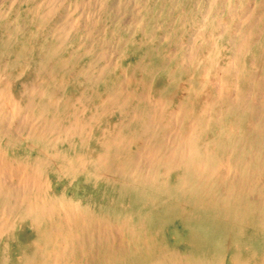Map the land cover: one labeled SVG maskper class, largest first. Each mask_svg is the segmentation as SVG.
Masks as SVG:
<instances>
[{"label": "rangeland", "instance_id": "1", "mask_svg": "<svg viewBox=\"0 0 264 264\" xmlns=\"http://www.w3.org/2000/svg\"><path fill=\"white\" fill-rule=\"evenodd\" d=\"M40 13H42V16ZM59 44L61 46H58ZM55 50L57 51L54 52ZM262 50H264V0H0V103L6 104V107L8 106L10 114L12 112L17 114L16 117L9 119L11 121L10 125L7 126V133L0 134V148L2 147L5 154L11 157L10 159L12 157L17 161L25 159V163L32 164L35 159L40 158L42 161L43 158V161L46 162L44 172L41 169L42 177L46 179L44 195L39 193L36 196V194L29 192L32 197L31 200L35 201L36 198L38 200L44 199V196L48 198L50 195L53 197L57 196L59 199H61V196L65 198L68 196L67 198L80 200L81 204H86L84 211L94 217H104L103 219L106 220V223L104 222L105 227L104 225H81L84 231L86 230L84 227L92 231H90V240H79L78 244L80 246L69 243L57 235H50L49 231H47L44 235L46 239H42V241H45L42 244L43 249L36 251L35 243H38V240L35 238H39L40 241L44 237L40 236L45 231L47 221L40 220V225H38L40 231H37V229H33L35 225L29 219L27 222L26 218L10 214V225L11 227L15 226L6 229L9 232L3 231L0 236V238L2 237L0 239V264H33L30 262L33 257L40 262L47 261V250L54 249L50 253L55 254L56 250L60 248L67 250L69 252L67 253L69 254L67 259L71 258L70 262L75 261L76 264H102L101 254L105 250H109V248L113 256L107 254L108 256L111 255L109 256L110 259L103 264H207V262L208 264H240L241 262L243 264H258L259 262V264H264V258H261L264 257V221H262L264 220L262 219L264 217V211H262L264 210V206H262L264 205L262 204L264 203V199H262L264 198L262 196L264 195V168H262L264 167L262 165L264 164V149H262L264 148V91H262L264 90V51ZM47 51L50 52L48 53ZM44 56L46 57L44 58ZM77 71H79V75ZM233 74L235 75L233 76ZM240 76L241 80H239ZM119 77L122 78L120 79ZM246 80H248L247 83ZM114 84L116 87H114ZM24 86L27 88L25 89ZM29 86L32 87L29 88ZM142 87L145 89H142ZM223 88L225 89L224 91ZM133 90H136L135 94ZM140 92L143 93L140 94ZM195 92L197 93L195 94ZM207 93L209 94L207 95ZM226 94L228 95L226 96ZM30 95L31 97H29ZM245 95L248 96L246 97ZM194 97L196 98L194 99ZM238 97L241 98V102H239ZM27 99H32V103L30 100L27 101ZM50 99L53 100L50 101ZM244 99L245 104L243 103ZM119 100L120 102H118ZM10 102L12 104H8ZM71 102H75L74 106H72ZM187 102L189 103L187 104ZM30 104L33 106L31 107ZM134 104L137 105L135 106ZM94 105H97L96 108ZM240 105H243V107L241 108ZM26 106H29L28 110ZM181 107L184 108L182 109ZM211 107L213 108L211 109ZM119 110L120 112H118ZM66 111L67 113H65ZM138 116L140 117L137 118ZM19 117L20 120L18 119ZM30 117L35 118H31V120ZM145 118L147 121H145ZM232 118H234V122ZM16 121L22 124L20 126L18 124V127L14 128L13 132L10 127ZM37 122L38 124H36ZM25 123L27 125H23ZM148 123L151 124L150 129L146 126H149ZM48 124L50 125L49 129L47 128ZM67 124L74 125L76 130H73L70 134L71 131L68 130ZM28 125L31 126L28 127ZM41 127L47 128L52 134L49 132L43 133ZM51 127L52 130H50ZM31 128L35 132L40 131L44 138L41 137V139L35 141L33 139L35 132ZM144 128L145 130H143ZM147 130L153 133L150 134ZM69 134L74 144L72 149H67ZM81 135L87 139L82 138ZM115 135L119 137L114 141ZM46 136L47 138H45ZM111 137H113V140ZM136 137L137 141H135ZM191 137L193 138L191 139ZM211 137L213 138L211 139ZM240 138L241 142H239ZM50 139L52 142H50ZM101 140L104 141L102 142ZM244 140L246 141L244 142ZM9 141L12 142V145H9ZM32 142L36 143L37 146L33 145L30 147L29 145ZM200 143L203 144L202 147ZM103 145L109 146L105 149L107 154L108 152L111 155L118 154L120 159L133 158L135 163H132V166L126 170L128 173H125V175L127 174L126 176H122L116 171L111 174L104 169L97 170V165L96 167L94 166L96 158L91 157V155L95 154L96 150L98 151ZM158 145L162 147L157 149V155L156 148L159 147ZM225 145L227 146L226 148ZM39 146L48 147V153H51V157L57 153H65L73 157L76 156L75 153L85 152L88 155L86 160L88 163L76 164L67 168L70 169L67 171L64 169L59 170L56 163L60 165L63 163L53 158L50 160L51 157L46 156L44 153L40 154ZM220 149L225 151L227 149V151L224 152ZM165 150L166 153H164ZM208 152L209 155L207 154ZM161 154L162 159H159ZM252 154L253 156H251ZM38 155H42V158H38ZM216 156H220V160ZM211 158L212 160H209ZM209 161L212 162L210 163ZM207 162L209 163L208 167H206L208 165ZM205 163L207 164L206 166H204ZM135 164L137 165L135 166ZM232 166H235L237 170L231 168ZM218 169L220 170L217 171ZM81 170L86 172L84 174L79 173ZM148 170L151 172H149L150 174H148ZM182 170H184V174ZM202 171H206V173ZM168 176L172 178L169 179ZM192 176L195 177L192 178ZM214 178L217 182L214 181ZM239 178L240 181H238ZM250 178L252 179L250 180ZM152 179L157 180V182L155 183ZM209 180L210 182H208ZM105 182H107L108 186L111 183L112 186L108 187ZM130 182H134L132 183L133 185L128 184ZM102 183H104V186ZM136 184L137 188L135 187ZM133 189L136 190V193L133 192ZM244 190L245 192H243ZM151 193L154 194L152 195ZM181 195H185V198L184 196L181 197ZM100 196H102L103 200ZM154 196L155 199L153 198ZM214 196H216V200ZM231 197L235 199L234 203ZM120 198L121 200H118ZM115 199H117V203ZM180 199L184 201L182 202ZM230 203L233 207L232 205L230 206ZM222 204L227 211L224 209L220 210ZM198 205L203 206L198 207ZM172 207L175 209L180 208L174 210ZM89 209L92 211L90 212ZM242 209L243 211H241ZM243 213H245L244 216ZM100 227H102V234L101 229L99 230ZM105 228L108 231H105ZM115 235L116 240H114ZM6 241L11 244L9 245ZM155 242L156 245L154 246ZM121 247L124 253L122 257H124L119 259L118 252L121 255ZM125 247L129 250H126ZM151 248H154L153 252ZM43 253H47V256L43 255ZM194 253L196 254L194 255ZM221 254L222 256L220 257L219 255ZM232 257L234 258L230 259Z\"/></svg>", "mask_w": 264, "mask_h": 264}, {"label": "bare ground", "instance_id": "2", "mask_svg": "<svg viewBox=\"0 0 264 264\" xmlns=\"http://www.w3.org/2000/svg\"><path fill=\"white\" fill-rule=\"evenodd\" d=\"M36 10V9H35ZM33 11V10H32ZM36 12V11H35ZM245 13V12H244ZM252 13V12H251ZM250 13V14H251ZM41 14V16H42V13H40ZM2 16V15H1ZM252 16V15H251ZM218 20V19H217ZM21 21V20H20ZM47 21V20H46ZM221 21V20H220ZM52 23V22H51ZM68 29V28H67ZM188 29V28H187ZM228 30V29H227ZM228 31H230V30H228ZM237 32V31H236ZM66 33V32H65ZM253 33V32H252ZM67 34V33H66ZM254 34V33H253ZM64 36V35H63ZM86 36V35H85ZM197 36H198V34H197ZM203 36V35H202ZM247 36H248V34H247ZM240 37V36H239ZM7 38H8V36H7ZM167 38V37H166ZM50 39V38H49ZM61 39H62V37H61ZM60 39V40H61ZM154 39V38H153ZM2 40V39H1ZM63 40V39H62ZM61 40V41H62ZM209 40V39H208ZM47 41V40H46ZM55 41V40H54ZM192 41V40H191ZM75 42V41H74ZM194 43V42H193ZM49 44V43H48ZM54 44V43H53ZM52 44V45H53ZM73 44V43H72ZM252 44V43H251ZM250 44V45H251ZM54 45H57V44H54ZM53 45V46H54ZM152 45V44H151ZM4 46V45H3ZM2 46V47H3ZM43 46V45H42ZM58 46H61L60 44L58 45ZM230 46V45H229ZM232 46V45H231ZM236 47V46H235ZM49 48V47H48ZM48 48H46V49H48ZM216 49V48H215ZM235 49V48H234ZM74 50V49H73ZM78 50V49H77ZM17 51V50H16ZM15 51V52H16ZM57 50H55L54 52H56ZM76 51V50H75ZM93 51H95V50H93ZM191 51V50H190ZM240 51V50H239ZM262 51H264V50H262ZM48 52V51H47ZM50 52V51H49ZM48 52V53H49ZM51 52H53L52 50H51ZM85 52V51H84ZM189 52V51H188ZM231 52V51H230ZM22 53V52H21ZM46 53V52H45ZM44 53V54H45ZM86 54H87V52H85ZM84 53V55H86ZM238 53V52H237ZM262 53V52H261ZM15 54V53H14ZM73 54V53H72ZM99 54V53H98ZM102 54V53H101ZM17 55V54H16ZM22 55V54H21ZM21 55H19V57H21ZM205 55V54H204ZM231 55V54H230ZM47 56V55H46ZM46 56H44V58L46 57ZM70 56V55H69ZM196 56V55H195ZM234 56H235V54H234ZM81 57V56H80ZM89 57V56H88ZM260 57V56H259ZM77 58V57H76ZM97 58V57H96ZM251 58H252V56H251ZM187 59H188V57H187ZM194 59V58H193ZM238 59V58H237ZM250 59V58H249ZM90 60V59H89ZM190 60V59H189ZM228 60V59H227ZM234 60V59H233ZM41 61V60H40ZM226 61V60H225ZM261 61V60H260ZM38 62V61H37ZM92 63V62H91ZM251 63V62H250ZM66 64H67V62H66ZM88 64V63H87ZM201 65H203V64H201ZM205 65V64H204ZM108 66V65H107ZM110 66V65H109ZM243 66V65H242ZM39 67V66H38ZM52 67V66H51ZM55 67V66H54ZM92 67V66H91ZM90 67V68H91ZM181 67V66H180ZM235 67V66H234ZM4 68H6V67H4ZM3 68V69H4ZM64 68V67H63ZM197 68V67H196ZM200 68V67H199ZM238 68V67H237ZM50 69V68H49ZM59 69V68H58ZM57 69V70H58ZM104 69H105V67H104ZM89 70V69H88ZM95 70V69H94ZM98 70V69H97ZM99 71H101V70H99ZM98 71V72H99ZM6 72V71H5ZM4 72V73H5ZM39 72V71H38ZM47 72V71H46ZM78 72V75H79V71H77ZM76 72V73H77ZM97 72V71H96ZM95 72V73H96ZM152 72V71H151ZM218 72V71H217ZM45 73V72H44ZM58 73V72H57ZM85 73V72H84ZM87 73V72H86ZM88 73H90V71H88ZM242 73V72H241ZM245 73V72H244ZM252 73V72H251ZM250 73V74H251ZM36 74V73H35ZM93 74V73H92ZM97 75H98V73H96ZM124 74V73H123ZM169 74V73H168ZM193 74V73H192ZM219 74V73H218ZM11 75V74H10ZM81 75V74H80ZM82 75H83V72H82ZM105 75H106V73H105ZM116 75V74H115ZM235 74H233V76H234ZM239 75V74H238ZM36 76V75H35ZM95 76V75H94ZM223 76V75H222ZM222 76H221V79H222ZM232 76V77H233ZM241 76H242V74H241ZM241 76H240V78H239V80H241L242 78H241ZM257 76V75H256ZM6 77V76H5ZM11 77V76H10ZM38 77V76H37ZM152 77V76H151ZM238 77V76H237ZM9 78V77H8ZM7 78V79H8ZM14 78V77H13ZM86 78V77H85ZM88 78V77H87ZM90 78V77H89ZM98 79H99V77H97ZM117 78V77H116ZM120 78V77H119ZM122 78V77H121ZM120 78V79H121ZM165 78H167V77H165ZM217 78H219V77H217ZM227 78V77H226ZM39 79H42V78H39ZM256 79V78H255ZM14 80V79H13ZM66 80V79H65ZM96 80V79H95ZM100 80V79H99ZM167 80V79H166ZM210 80V79H209ZM214 80V79H213ZM10 81V80H9ZM21 81V80H20ZM43 81V80H42ZM41 81V82H42ZM47 81V80H46ZM83 81V80H82ZM222 81V80H221ZM226 81V80H225ZM224 81V82H225ZM247 81L248 80H246V83H247ZM27 82H30V81H27ZM51 82V81H50ZM68 82V81H67ZM122 82H124V81H122ZM196 82V81H195ZM240 82V81H239ZM238 82V83H239ZM43 83V82H42ZM75 83V82H74ZM191 83V82H190ZM10 84H11V82H10ZM22 84V83H21ZM25 84V83H24ZM56 84V83H55ZM69 84V83H68ZM71 84V83H70ZM86 84V83H85ZM97 84V83H96ZM110 84H111V82H110ZM142 84H143V82H142ZM173 84H174V82H173ZM224 84V83H223ZM257 84V83H256ZM259 84V83H258ZM32 85V84H31ZM42 85V84H41ZM74 85H76V84H74ZM121 85V84H120ZM125 85H126V83H125ZM138 85V84H137ZM167 85V84H166ZM165 85V86H166ZM176 85V84H175ZM225 85V84H224ZM38 86V85H37ZM44 86V85H43ZM71 86H72V84H71ZM130 86V85H129ZM216 86V85H215ZM257 86V85H256ZM25 87V86H24ZM32 86H29V88H31ZM51 87V86H50ZM78 87V86H77ZM93 87H96V86H93ZM114 87H116L115 86V84H114ZM144 87V86H143ZM142 87V89H145V88H143ZM148 87V86H147ZM164 87V86H163ZM191 87V86H190ZM214 87V86H213ZM220 87V86H219ZM218 87V88H219ZM230 87V86H229ZM258 87V86H257ZM27 87H25V89H26ZM118 88V87H117ZM125 88H126V86H125ZM136 88V87H135ZM148 88H150V87H148ZM192 88V87H191ZM221 88V87H220ZM231 88V87H230ZM5 89V88H4ZM9 89V88H8ZM24 89V88H23ZM22 89V90H23ZM50 89V88H49ZM61 89V88H60ZM64 89V88H63ZM62 89V90H63ZM81 89V88H80ZM141 89V90H142ZM239 89H240V87L238 88V91H239ZM245 89H247V88H245ZM48 90V89H47ZM55 90V89H54ZM56 90H58V89H56ZM127 90V89H126ZM161 90V89H160ZM163 90V89H162ZM225 89L223 88V91H224ZM27 91H29V90H27ZM86 91V90H85ZM96 91V90H95ZM134 91V90H133ZM136 91V90H135ZM135 91H134V94H135ZM220 91V90H219ZM257 91V90H256ZM262 91H264V90H262ZM22 92V91H21ZM24 92V91H23ZM57 92V91H56ZM55 92V93H56ZM106 92V91H105ZM126 92V91H125ZM144 92V91H143ZM143 92H140V94L141 93H143ZM174 92V91H173ZM172 92V93H173ZM212 92V91H211ZM228 92V91H227ZM8 93V92H7ZM6 93V94H7ZM11 93V92H10ZM25 93V92H24ZM61 93V92H60ZM88 93V92H87ZM86 93V94H87ZM90 93V92H89ZM124 93V92H123ZM171 93V94H172ZM197 92H195V94H196ZM226 93V92H225ZM257 93V92H256ZM30 94V93H29ZM35 94V93H34ZM93 94V93H92ZM99 94V93H98ZM126 94V93H125ZM139 94V95H140ZM189 94V93H188ZM209 93H207V95H208ZM242 94V93H241ZM16 95V94H15ZM53 95V94H52ZM63 95V94H62ZM109 95V94H108ZM127 95V94H126ZM126 95H124V96H126ZM150 95V94H149ZM182 95V94H181ZM211 95H212V93H211ZM228 94H226V96H227ZM252 95H253V93H252ZM38 96V95H37ZM40 96V95H39ZM49 96V95H48ZM76 96V95H75ZM78 96V95H77ZM91 96V95H90ZM89 96V97H90ZM143 96V95H142ZM172 96V95H171ZM177 96V95H176ZM189 96V95H188ZM191 96V95H190ZM194 96V95H193ZM205 96V95H204ZM240 96V95H239ZM246 97L248 96V95H245ZM13 97V96H12ZM19 97H21V96H19ZM23 97V96H22ZM29 97H31V95L29 96ZM50 97V96H49ZM86 97V96H85ZM88 97V98H89ZM94 97H95V95H94ZM137 97V96H136ZM147 97V96H146ZM157 97V96H156ZM160 97V96H159ZM244 97V96H243ZM242 97V98H243ZM246 97H244V98H246ZM41 98V97H40ZM51 98V97H50ZM53 98V97H52ZM60 98H61V96H60ZM65 98V97H64ZM99 98V97H98ZM106 98V97H105ZM104 98V99H105ZM148 98V97H147ZM147 98H145V99H147ZM158 98V97H157ZM181 98H183V97H181ZM180 98V99H181ZM196 97H194V99H195ZM228 98H230V96H228ZM227 98V99H228ZM237 98V97H236ZM239 98V97H238ZM18 99V98H17ZM25 99H26V97H25ZM58 99V98H57ZM78 99H79V97H78ZM96 99V98H95ZM123 99V98H122ZM186 99V98H185ZM223 99H224V97H223ZM251 99V98H250ZM1 100V99H0ZM10 100V99H9ZM8 100V101H9ZM23 100V99H22ZM28 100H30V102L32 101V99H27V101ZM37 100V99H36ZM39 100V99H38ZM53 100V99H52ZM51 99H50V101H52ZM56 100V99H55ZM87 100H89V99H87ZM136 100V99H135ZM140 100V99H139ZM144 100V99H143ZM163 100V99H162ZM189 100V99H188ZM205 100V99H204ZM229 100V99H228ZM227 100V101H228ZM238 100V99H237ZM241 100V98H239V102H241L240 101ZM26 101V102H27ZM49 101V102H50ZM79 102H80V99L78 100ZM137 101V100H136ZM152 101H153V99H152ZM156 101V100H155ZM161 101V100H160ZM170 101V100H169ZM178 101V100H177ZM191 101V100H190ZM207 101H209V100H207ZM232 101V100H231ZM4 102V101H3ZM25 102V103H26ZM40 102V101H39ZM47 102V101H46ZM61 102V101H60ZM77 102V101H76ZM89 102V101H88ZM118 102H120V100L118 101ZM124 102V101H123ZM126 102H128V101H126ZM138 102V101H137ZM143 102V101H142ZM154 102V101H153ZM164 102V101H163ZM230 102V101H229ZM245 102V99H244V101H243V103ZM32 103V102H31ZM45 103V102H44ZM43 103V104H44ZM51 103V102H50ZM50 103H48L49 105H50ZM72 103V106H74L73 104L75 103H73V102H71ZM78 103V102H77ZM100 103V102H99ZM134 103V102H133ZM189 102H187V104H188ZM206 103V102H205ZM212 103V102H211ZM246 103V102H245ZM244 103V104H245ZM8 104H12L11 102L10 103H8ZM20 104V103H19ZM29 104V103H28ZM27 104V105H28ZM53 104V103H52ZM69 104V103H68ZM98 104V103H97ZM175 104H177V103H175ZM184 104V103H183ZM199 104V103H198ZM207 104H208V102H207ZM216 104V103H215ZM214 104V105H215ZM236 104V103H235ZM252 104V103H251ZM14 105V104H13ZM58 105V104H57ZM92 105V104H91ZM135 105V104H134ZM133 105V106H134ZM137 105V104H136ZM135 105V106H136ZM167 105V104H166ZM165 105V106H166ZM179 105V104H178ZM238 105V104H237ZM20 106V105H19ZM30 106H31V104H30ZM33 106V105H32ZM31 106V107H32ZM53 106V105H52ZM85 106V105H84ZM87 106V105H86ZM95 106V105H94ZM97 106V105H96ZM96 106H95V108H96ZM99 106V105H98ZM190 106V105H189ZM203 106H204V104H203ZM202 106V107H203ZM209 106H211L210 104H209ZM213 106V105H212ZM226 106V105H225ZM234 106V105H233ZM241 106V105H240ZM27 107V110H28V107L29 106H26ZM39 107V106H38ZM44 107V106H43ZM54 107V106H53ZM67 107V106H66ZM108 107V106H107ZM127 107H129V106H127ZM151 107V106H150ZM176 107V106H175ZM184 107H185V105H184ZM183 107V108H184ZM243 107V105L241 106V108ZM251 107H252V105H251ZM51 108V107H50ZM64 108V107H63ZM78 108V107H77ZM99 108V107H98ZM110 108H111V106H110ZM132 108V107H131ZM148 108V107H147ZM163 108V107H162ZM165 108V107H164ZM178 108V107H177ZM182 108V107H181ZM182 108V109H183ZM208 108V107H207ZM213 107H211V109H212ZM218 108V107H217ZM233 108V107H232ZM32 109V108H31ZM56 109V108H55ZM71 109V108H70ZM73 109V108H72ZM89 109H90V107H89ZM88 109V110H89ZM100 109V108H99ZM151 109H153V107H151ZM157 109V108H156ZM171 109V108H170ZM210 109V110H211ZM237 109V108H236ZM57 110V109H56ZM66 110V109H65ZM74 110V109H73ZM72 110V111H73ZM97 110V109H96ZM111 110V109H110ZM109 110V111H110ZM115 110V109H114ZM118 110V109H117ZM125 110H126V108H125ZM136 110V109H135ZM150 110V109H149ZM155 110V109H154ZM179 110V109H178ZM217 110V109H216ZM64 111V110H63ZM62 111V112H63ZM71 111V110H70ZM112 111V110H111ZM142 111V110H141ZM141 111H140V114H141ZM156 111V110H155ZM162 111H163V109H162ZM183 111V110H182ZM200 111V110H199ZM209 111V110H208ZM220 111V110H219ZM234 111H235V108H234ZM240 111H241V109H240ZM247 111H249V110H247ZM39 112V111H38ZM41 112V111H40ZM59 112V111H58ZM61 112V113H62ZM97 112H99V111H97ZM118 112H120V110L118 111ZM124 112V111H123ZM123 112H121V113H123ZM133 112V111H132ZM145 112V111H144ZM233 112V111H232ZM27 113H29V112H27ZM54 113V112H53ZM53 113H52V115H53ZM65 113H67V111L65 112ZM64 113V114H65ZM70 113V112H69ZM76 113V112H75ZM112 113V112H111ZM134 113V112H133ZM166 113V112H165ZM176 113V112H175ZM183 113H184V111H183ZM207 114H208V112H206ZM215 113V112H214ZM244 113H245V111H244ZM250 113V112H249ZM24 114V113H23ZM60 114V113H59ZM82 114V113H81ZM106 114H107V112H106ZM105 114V115H106ZM110 114V113H109ZM126 114V113H125ZM136 114V113H135ZM135 114H133V115H135ZM186 114V113H185ZM238 114H240V113H238ZM16 115L17 114H14V112H12L11 114H10V110L8 109V106L6 107V104H1L0 103V134L2 133V134H6L7 133V126H9L10 125V121L11 120H9L10 118H14V117H16ZM21 116H22V114H20ZM36 115H38V114H36ZM39 115H41V113H39ZM70 115V114H69ZM77 115H78V113H77ZM95 115V114H94ZM145 116H146V114H144ZM151 115L153 116V114L151 113ZM150 115V116H151ZM156 115V114H155ZM199 115V114H198ZM231 115V114H230ZM229 115V116H230ZM235 115V114H234ZM31 116V115H30ZM42 116V115H41ZM57 116V115H56ZM64 116V115H63ZM74 116V115H73ZM87 116V115H86ZM104 116V115H103ZM162 116V115H161ZM176 116V115H175ZM183 116V115H182ZM186 116V115H185ZM196 116V115H195ZM209 116V115H208ZM228 116V115H227ZM33 117V116H32ZM32 117H30V119L32 118ZM40 117V116H39ZM54 117V116H53ZM58 117V116H57ZM60 117V116H59ZM66 117V116H65ZM82 117V116H81ZM80 117V118H81ZM98 117V116H97ZM96 117V118H97ZM140 116H138L137 118H139ZM177 117V116H176ZM35 118V117H34ZM34 118H32V119H34ZM50 118V117H49ZM79 118V119H80ZM100 118V117H99ZM125 118V117H124ZM128 118V117H127ZM136 118V117H135ZM158 118H160V117H158ZM196 118V117H195ZM202 118H203V116H202ZM19 120H20V117L18 118ZM31 119V120H32ZM45 119V118H44ZM44 119H43V121H44ZM58 119V118H57ZM132 119V118H131ZM151 119V118H150ZM163 119V118H162ZM190 119H192V118H190ZM205 119H206V117H205ZM209 119H210V116H209ZM228 119V118H227ZM233 119L234 118H232V121H233ZM9 120V121H8ZM17 120V119H16ZM18 120V121H19ZM29 120V119H28ZM52 120V119H51ZM61 120V119H60ZM69 120V119H68ZM78 120V119H77ZM100 120V119H99ZM155 120V119H154ZM187 120V119H186ZM194 120V119H193ZM211 120V119H210ZM209 120V121H210ZM230 120V119H229ZM18 121H16L15 123H14V125L13 126H11L10 127V129L14 132V128H17L18 127V124H19V126L22 124V123H18ZM30 121V120H29ZM53 121H55V120H53ZM94 121V120H93ZM106 121V120H105ZM128 121V120H127ZM126 121V122H127ZM129 121H130V119H129ZM145 121H147L146 120V118H145ZM151 121V120H150ZM159 121H161V120H159ZM196 121V120H195ZM219 121H220V119H219ZM47 122H48V120H47ZM58 122V121H57ZM61 122H62V120H61ZM81 122H83V121H81ZM107 122V121H106ZM120 122V121H119ZM126 122H125V125H126ZM131 122V121H130ZM148 122H149V119H148ZM153 122V121H152ZM151 122V123H152ZM192 122V121H191ZM211 122V121H210ZM210 122H209V125H210ZM231 122V121H230ZM234 122V121H233ZM13 123V122H12ZM99 123V122H98ZM112 123H114V122H112ZM146 123V122H145ZM162 123V122H161ZM215 123V122H214ZM225 123V122H224ZM30 124V123H29ZM36 124H38V122L36 123ZM43 124H44V122H43ZM46 124V123H45ZM61 124V123H60ZM93 124V123H92ZM124 124V123H123ZM149 124V123H148ZM167 124V123H166ZM177 124V123H176ZM187 124V123H186ZM185 124V125H186ZM193 124H195V123H193ZM23 125H27V123H25V124H23ZM22 125V126H23ZM59 125V124H58ZM64 125V124H63ZM66 125V124H65ZM90 125H91V123H90ZM107 125H109V124H107ZM112 125V124H111ZM113 125H115V123L113 124ZM112 125V126H113ZM124 125V126H125ZM143 125V124H142ZM150 125L151 124H149V126L148 125H146L147 127H149L148 129H150ZM160 125H163V124H160ZM171 125V124H170ZM206 125V124H205ZM207 125H208V122H207ZM225 125V124H224ZM223 125V126H224ZM31 126V125H30ZM29 125H28V127H30ZM35 126V125H34ZM37 126V125H36ZM42 126V125H41ZM50 125L48 124V129L50 128L49 127ZM98 126V125H97ZM145 126V125H144ZM154 126H155V124H154ZM157 126V125H156ZM166 126V125H165ZM168 126V125H167ZM171 126H173V125H171ZM171 126H169V127H171ZM195 126V125H194ZM230 126V125H229ZM40 127V126H39ZM38 127V128H39ZM53 127V126H52ZM52 127H51V129L50 130H52ZM56 128H57V126H55ZM59 127H60V125H59ZM86 127V126H85ZM93 127V126H92ZM174 127V126H173ZM211 127V126H210ZM255 127H256V125H255ZM22 128V127H21ZM35 128V127H34ZM42 128V127H41ZM47 128L45 129V127L44 128H42L43 129V133H47V132H49L50 134H52L50 131H48L47 130ZM55 128V129H56ZM67 128H68V130L69 131H71L70 132V134L73 132V130H76V127L74 126V125H71V124H67ZM108 128V127H107ZM143 128V127H142ZM178 128H179V126H178ZM193 128V127H192ZM191 128V129H192ZM199 128V127H198ZM205 128V127H204ZM207 128V127H206ZM258 128V127H257ZM32 129V128H31ZM37 129V128H36ZM78 129V128H77ZM102 129V128H101ZM116 129H118V128H116ZM120 129V128H119ZM141 129V128H140ZM155 129V128H154ZM219 129V128H218ZM217 129V130H218ZM236 129V128H235ZM241 129V128H240ZM248 129V128H247ZM260 129H262V128H260ZM41 130V129H40ZM91 130V129H90ZM105 130V129H104ZM143 130H145V128L143 129ZM181 130V129H180ZM243 130V129H242ZM253 130V129H252ZM20 131V130H19ZM27 131V130H26ZM30 131V130H29ZM28 131V132H29ZM32 131H34V129H32ZM31 131V132H32ZM106 131H107V129H106ZM116 131V130H115ZM114 131V132H115ZM148 131V130H147ZM146 131V132H147ZM166 131V130H165ZM184 131V130H183ZM247 131V130H246ZM248 131H249V129H248ZM18 132V131H17ZM35 132V131H34ZM38 132H40V131H38ZM37 131L35 132V137H33V139L36 141V140H39V139H41V137L42 138H44L43 137V135H42V133L40 132V133H38ZM56 132V131H55ZM61 132V131H60ZM112 132V131H111ZM140 132V131H139ZM141 132H143V131H141ZM145 132V131H144ZM150 134H152L153 132L151 131L150 132V130L148 131ZM162 132V131H161ZM197 132V131H196ZM244 132V131H243ZM38 133V134H37ZM45 133V134H46ZM108 133H109V131H108ZM118 133H119V130H118ZM177 133H178V131H177ZM183 133V132H182ZM182 133H180V134H182ZM236 133H237V131H236ZM25 134V133H24ZM61 134V133H60ZM60 134H58V135H60ZM69 134V141H68V147H67V149H72L73 147H74V144H73V141H72V139L70 138V135ZM82 134H84V133H82ZM116 134V133H115ZM138 134V133H137ZM198 134V133H197ZM200 134V133H199ZM202 134H203V131H202ZM254 134H255V132H254ZM62 135H63V133H62ZM75 135V134H74ZM101 135H102V132H101ZM100 135V136H101ZM108 135V134H107ZM118 135V134H117ZM201 135V134H200ZM244 135V134H243ZM48 136V135H47ZM47 136L45 137V138H47ZM237 136H239V135H237ZM241 136V135H240ZM59 137V136H58ZM73 137V136H72ZM78 137V136H77ZM81 137H82V135H81ZM80 137V138H81ZM117 137H119V136H114V141H115V139L117 138ZM141 137V136H140ZM194 137V136H193ZM193 137H191V139L193 138ZM199 137V136H198ZM222 137V136H221ZM24 138V137H23ZM62 138V137H61ZM82 138H84V137H82ZM103 138V137H102ZM112 138V140H113V137H111ZM111 138H110V140H111ZM131 138V137H130ZM213 137H211V139H212ZM244 138H247V137H244ZM253 138V137H252ZM9 139V138H8ZM84 139H87V138H84ZM121 139V138H120ZM140 139V138H139ZM162 139V138H161ZM199 139V138H198ZM210 139V140H211ZM223 139V138H222ZM3 140V139H2ZM19 140V139H18ZM96 140V139H95ZM107 140V139H106ZM128 140V139H127ZM127 140H126V142H127ZM226 140H227V136H226ZM232 140H234V139H232ZM239 140V139H238ZM6 141V140H5ZM11 141V140H10ZM9 141V145H12V142H10ZM45 141V140H44ZM58 141V140H57ZM60 141H61V139H60ZM80 141V140H79ZM83 141V140H82ZM96 141H98V140H96ZM102 141V140H101ZM101 141H99V142H101ZM104 141V140H103ZM102 141V142H103ZM135 141H137V137H136V140ZM134 141V142H135ZM140 141V140H139ZM159 141V140H158ZM196 141L198 142V140L196 139ZM196 141H195V143H196ZM206 141V140H205ZM230 141V140H229ZM246 140H244V142H245ZM14 142V141H13ZM29 142H31V141H29ZM50 142H52L51 141V139H50ZM49 142V143H50ZM62 142V141H61ZM101 142V143H102ZM107 142V141H106ZM119 142V141H118ZM129 142V141H128ZM203 142V141H202ZM212 142V141H211ZM220 142V141H219ZM222 142V141H221ZM239 142H241V138H240V141ZM243 142V143H244ZM8 143V142H7ZM20 143V142H19ZM22 143V142H21ZM38 143V142H37ZM100 143V144H101ZM111 143V142H110ZM120 143V142H119ZM141 143V142H140ZM194 143V144H195ZM214 143V142H213ZM213 143H211V144H213ZM227 143H229V142H227ZM231 143V142H230ZM242 143V144H243ZM260 143H261V141H260ZM23 144V143H22ZM31 144V143H30ZM40 144H43V143H40ZM58 144H59V142H58ZM89 144V143H88ZM99 144V145H100ZM104 144V143H103ZM159 144V143H158ZM201 144V143H200ZM220 144V143H219ZM224 144V143H223ZM233 144V143H232ZM7 145V144H6ZM33 145H35V146H37V144L36 143H33L32 142V144L31 145H29L30 147L31 146H33ZM39 145V144H38ZM106 145V144H105ZM124 145V144H123ZM156 145V144H155ZM162 145V144H161ZM159 146V147H157L156 148V153H157V149L159 148L160 149V147H162V146ZM196 145V144H195ZM202 145L203 144H201V147H202ZM228 145V144H227ZM234 145V144H233ZM27 146V145H26ZM34 146V147H35ZM48 146V145H47ZM138 146V145H137ZM205 146H206V144H205ZM220 146V145H219ZM230 146H231V144H230ZM235 146V145H234ZM7 147V146H6ZM86 147V146H85ZM109 146L107 145V146H101L100 147V149H98V151L96 150V152H95V154H93V155H91V157H95L96 158V163H95V167H96V165H97V170H102V169H104L105 171H108L109 173H111V174H113L115 171L117 172V173H119L120 175H122V176H126L128 173L126 172V170H128L129 168H130V166H132V163H135L134 162V160H133V158L131 157L130 159H120V158H118L119 156H118V154H114V155H111L109 152H108V154H107V150H105V149H107ZM150 147V146H149ZM148 147V148H149ZM154 147V146H153ZM168 147V146H167ZM170 147V146H169ZM199 147V146H198ZM221 147V146H220ZM219 147V148H220ZM227 146L225 145V148H226ZM11 148V147H10ZM39 148V152H40V154L41 153H44L46 156H48V157H51V153H48L49 151H48V147L47 148H45V147H43V146H39L38 147ZM37 148V149H38ZM152 148V147H151ZM241 148V147H240ZM24 149V148H23ZM28 149V148H27ZM146 149V148H145ZM150 149V148H149ZM162 149V148H161ZM165 149V148H164ZM198 149V148H197ZM211 149V148H210ZM209 149V150H210ZM248 149H249V146H248ZM259 149V148H258ZM262 149H264V148H262ZM29 150V149H28ZM31 150V149H30ZM33 150V149H32ZM36 150V149H35ZM59 150V149H58ZM105 150V151H104ZM138 150V149H137ZM167 150V149H166ZM166 150H165V152L164 153H166ZM206 150H207V148H206ZM221 150V149H220ZM220 150H218L219 152H220ZM7 151V150H6ZM16 151H18L17 149H16ZM51 151V150H50ZM162 151V150H161ZM199 151V150H198ZM221 151H224V152H226L227 151V149H226V151L223 149V150H221ZM231 151V150H230ZM229 151V152H230ZM244 151V150H243ZM255 151H256V149H255ZM259 151V150H258ZM25 152H26V150H25ZM59 152V151H58ZM137 152V151H136ZM143 152H145V151H143ZM210 152V151H209ZM209 152L207 153L208 155H209ZM245 152V151H244ZM251 152V151H250ZM61 153H62V151H61ZM200 153V152H199ZM203 153V152H202ZM215 153V152H214ZM243 153V152H242ZM257 153H259V152H257ZM16 154V153H15ZM14 154V155H15ZM39 154V153H38ZM89 155H90V153H88ZM212 154V153H211ZM220 154V153H219ZM222 154H224V153H222ZM238 154V153H237ZM245 154V153H244ZM73 155V154H72ZM75 155L76 156H73V157H70V156H68V155H66L65 153L64 154H56L55 156H53V157H51L50 158V160L53 158V159H55L56 161H60V162H62L63 164L62 165H60V164H58V163H56V161H55V163H56V165H57V168L59 169V170H70V169H67V168H69V167H73L74 165H76V164H83L84 162H86V160H87V154H85V152L84 153H82V152H79V153H75ZM120 155V154H119ZM143 155V154H142ZM153 155V154H152ZM157 155H158V153H157ZM217 155V154H216ZM229 155V154H228ZM228 155H225V156H228ZM248 155V154H247ZM15 156H17V155H15ZM24 156V155H23ZM121 156H123V155H121ZM140 156H141V154H140ZM212 156V155H211ZM244 156V155H243ZM251 156H253V154L251 155ZM255 156V155H254ZM258 156V155H257ZM28 157H29V154H28ZM39 157H41L42 158V155H38V158ZM44 157V156H43ZM127 157V156H126ZM134 157V156H133ZM145 157V156H144ZM159 157H160V154H159ZM164 157L166 158V159H168V157H166L165 155H164ZM200 157V156H199ZM216 157H218V156H216ZM220 157V156H219ZM218 157V158H219ZM11 157H8L6 154H5V152H4V150H2V147L0 148V236L2 235V233H3V231H8V230H6V229H9L10 227H11V225H10V217L11 216H9L10 214H14V215H17L16 217H20V218H26L27 219V222H28V219L30 220V221H32L31 223L33 224V225H35L34 226V230H36L37 229V231H40V227L38 226V225H40L39 223L41 222L40 220H42V221H47L46 222V227H45V231H44V233L40 236V237H42V236H44L45 235V232H47V231H49V234L50 235H57V236H59V237H61V239H64V240H66V241H68L69 243H74V244H76V245H78V246H80L79 244H78V242H79V240H84V241H88V240H90V237H91V232L90 231H92V230H89V229H87V227H84V228H86V230L84 231V229L81 227V225H104V222L106 221L105 219H103L104 217H94V216H92V214H90V213H88V212H86V211H84L85 210V205L86 204H81L78 200H74V199H72V198H65L64 196H61L60 198L61 199H59V198H57V196H55V197H53V196H48V198L46 197V196H44V199H40V200H38L37 198L35 199V201H33V200H31V194H29V192H31L32 194H36V196L37 195H39V193H43V195H44V189H45V180L46 179H43V177H42V172H41V169L43 170V172H44V166H45V164H46V162L45 161H43V158H42V161L40 160V158L39 159H35L34 161H33V163L31 164L30 162V164H27V163H25L24 162V160L25 159H23V160H20V161H17V160H15V159H13V157H12V159H10ZM20 158V157H19ZM135 158V157H134ZM146 158V157H145ZM144 158V159H145ZM155 158H156V156H155ZM197 158H198V155H197ZM203 158V157H202ZM244 158V157H243ZM249 158H250V156H249ZM76 159H78V160H76ZM139 159V158H138ZM141 159H143V158H141ZM159 159H162V154H161V158H159ZM184 159V158H183ZM199 159V158H198ZM204 159V158H203ZM208 159V158H207ZM221 159H222V157H221ZM225 159V158H224ZM237 159V158H236ZM245 159V158H244ZM251 159V158H250ZM150 160V159H149ZM209 160H212V158L211 159H209ZM219 160H220V158H219ZM49 161V160H48ZM92 161V160H91ZM95 161V160H94ZM93 161V162H94ZM137 162H138V160H136ZM142 161V160H141ZM144 161H147V160H144ZM153 161H154V158H153ZM251 161V160H250ZM255 161V160H254ZM162 162V161H161ZM200 162V161H199ZM210 162V161H209ZM212 162V161H211ZM210 162V163H211ZM220 162V161H219ZM260 162H261V160H260ZM86 163H88V162H86ZM145 163H147V162H145ZM152 163V162H151ZM153 163H155V162H153ZM208 163V162H207ZM237 163V162H236ZM250 163V162H249ZM90 164H91V162H90ZM149 164V163H148ZM203 164V163H202ZM214 164V163H213ZM234 164H235V162H234ZM244 164V163H243ZM43 165V166H42ZM86 165V164H85ZM137 164H135V166H136ZM152 164H150V166H151ZM180 165V164H179ZM207 164L205 163V165L204 166H206ZM219 165V164H218ZM221 165V164H220ZM229 165V164H228ZM246 165V164H245ZM258 165H259V163H258ZM262 165H264V164H262ZM90 166V165H89ZM150 166H148V167H150ZM155 166V165H154ZM159 166V165H158ZM203 165H202V167H204ZM209 166V163H208V165L206 166V167H208ZM214 166H215V164H214ZM214 166H211V167H214ZM42 167V168H41ZM48 167H50V166H48ZM85 167V166H84ZM151 167H153V166H151ZM156 168H157V166H155ZM154 167V169H156ZM160 167V166H159ZM181 167H182V165H181ZM211 167H210V169H211ZM262 167V166H261ZM86 168V167H85ZM134 168V167H133ZM132 168V169H133ZM136 168V167H135ZM231 168H235V166L233 167H231ZM245 168H246V166H245ZM244 168V169H245ZM262 168H264V167H262ZM48 169V168H47ZM51 169H52V167H51ZM50 169V170H51ZM131 169V170H132ZM161 169V168H160ZM173 169H175V168H173ZM177 169V168H176ZM228 169V168H227ZM236 169V168H235ZM247 169V168H246ZM54 170V169H53ZM103 170V171H104ZM130 170V171H131ZM143 170H145V169H143ZM220 169H218L217 171H219ZM224 170V169H223ZM233 170V169H232ZM237 170V169H236ZM90 171V170H89ZM92 171V170H91ZM139 171V170H138ZM138 171H137V173H138ZM141 171H142V169H141ZM140 171V172H141ZM146 171V170H145ZM183 171V174H184V170H182ZM208 171H210V170H208ZM207 171V172H208ZM222 171V170H221ZM229 171V170H228ZM242 171V170H241ZM247 171V170H246ZM260 171V170H259ZM46 172V171H45ZM49 172V171H48ZM70 172V171H69ZM84 172H86L85 170H81L79 173H83L84 174ZM108 172H106V173H108ZM113 172V173H112ZM135 172V171H134ZM150 171L148 170V174H150L149 173ZM161 172V171H160ZM171 172H172V170H171ZM189 172H190V170H189ZM203 173H206V171L204 172V171H202ZM226 172V171H225ZM71 173V172H70ZM70 173H68V174H70ZM105 173V172H104ZM116 173V174H117ZM125 173H127L126 175H125ZM131 173H132V171H131ZM130 173V174H131ZM136 173V174H137ZM143 173V172H142ZM169 173V172H168ZM187 173H188V171H187ZM186 173V174H187ZM191 173V172H190ZM189 173V174H190ZM210 173V172H209ZM219 173V172H218ZM217 173V174H218ZM231 173V172H230ZM234 173V172H233ZM58 174V173H57ZM72 174V173H71ZM74 174H75V172H74ZM116 174H114V175H116ZM155 174V173H154ZM161 174V173H160ZM192 174V173H191ZM208 174V173H207ZM216 174V175H217ZM221 174V173H220ZM245 174V173H244ZM247 174H248V172H247ZM61 175V174H60ZM141 175V174H140ZM158 176H159V174H157ZM175 175H177V174H175ZM180 175V174H179ZM182 175V174H181ZM215 175V176H216ZM5 176V177H4ZM72 176V175H71ZM70 176V177H71ZM83 176V175H82ZM86 176V175H85ZM133 176H134V174H133ZM150 176V175H149ZM173 176H174V174H173ZM186 176H188V175H186ZM208 176V175H207ZM228 176V175H227ZM79 177V176H78ZM88 177V176H87ZM106 177H108V176H106ZM135 177H137V176H135ZM148 177V176H147ZM146 177V178H147ZM157 177V176H156ZM162 177H164V176H162ZM167 177V176H166ZM195 176H192V178H194ZM240 177V176H239ZM63 178V177H62ZM89 178H90V176H89ZM117 178V177H116ZM139 178V177H138ZM142 178V177H141ZM140 178V179H141ZM153 178V177H152ZM168 178L169 179H171L172 177H169L168 176ZM212 178V177H211ZM211 178H210V180H211ZM235 178V177H234ZM255 178V177H254ZM260 178V177H259ZM79 179V178H78ZM111 179V178H110ZM133 180H134V178H132ZM155 179V178H154ZM154 179H152V180H154ZM157 179V178H156ZM225 179V178H224ZM231 179H232V176H231ZM252 178H250V180H251ZM48 180V179H47ZM70 180V179H69ZM80 180V179H79ZM87 180V179H86ZM92 180V179H91ZM109 180V179H108ZM118 180V179H117ZM121 180H122V178H121ZM146 180V179H145ZM161 180H163V179H161ZM165 181H166V179H164ZM187 180H188V177H187ZM210 180L208 181V182H210ZM220 180V179H219ZM223 180V179H222ZM55 181V180H54ZM62 181V180H61ZM68 181V180H67ZM90 181V180H89ZM142 181H144V180H142ZM147 181V180H146ZM145 181V182H146ZM155 181V180H154ZM212 181V180H211ZM214 181H216L215 180V178H214ZM238 181H240V178L238 179ZM237 181V182H238ZM244 181V180H243ZM257 181V180H256ZM255 181V182H256ZM60 182V181H59ZM58 182V183H59ZM86 182V181H85ZM111 182H116V181H111ZM126 182V181H125ZM136 182H138V180H136ZM135 182V183H136ZM149 182V181H148ZM147 182V183H148ZM151 182V181H150ZM153 182V181H152ZM157 182V180L155 181V183ZM188 183H190L189 181H187ZM217 182V181H216ZM219 182V181H218ZM252 182H254V181H252ZM254 182V183H255ZM106 184H107V182H105ZM120 183V182H119ZM127 183V182H126ZM132 183H134V182H130V183H128V184H132ZM139 183H141V182H139ZM154 183V182H153ZM215 183V182H214ZM220 183V182H219ZM244 183H245V181H244ZM78 184V183H77ZM83 185H84V183H82ZM104 183H102V185H103ZM106 184H105V186H106ZM128 184H126V185H128ZM138 184V183H137ZM137 184L135 185V187L137 186ZM167 184V183H166ZM233 184V183H232ZM246 184V183H245ZM248 184V183H247ZM260 184V183H259ZM110 185H111V183H110ZM109 185V186H110ZM125 185V186H126ZM133 185V184H132ZM132 185H130V186H132ZM149 185V184H148ZM151 185H153V184H151ZM160 185V184H159ZM213 185V184H212ZM218 185V184H217ZM249 185V184H248ZM69 186V185H68ZM71 186H72V184H71ZM91 186V185H90ZM104 186V185H103ZM102 186V187H103ZM107 186H108V184H107ZM108 186V187H109ZM112 186V185H111ZM114 187H115V185H113ZM118 186V185H117ZM123 186H124V183H123ZM154 186H155V184H154ZM169 186H170V184H169ZM186 186V185H185ZM190 186V185H189ZM215 186H216V184H215ZM233 186V185H232ZM231 186V187H232ZM245 186V185H244ZM62 187H63V185H62ZM113 187V188H114ZM143 187V186H142ZM156 187H157V185H156ZM160 187V186H159ZM172 187V186H171ZM174 187V186H173ZM188 187V186H187ZM231 187H229V188H231ZM237 187V186H236ZM240 187V186H239ZM50 188V187H49ZM48 188V189H49ZM52 188V187H51ZM64 188V187H63ZM74 188V187H73ZM123 188V187H122ZM125 188V187H124ZM131 188V187H130ZM137 188V187H136ZM135 188V189H136ZM166 188H168V186H166ZM260 188V187H259ZM54 189V188H53ZM66 189V188H65ZM86 189V188H85ZM95 189V188H94ZM103 189H105V188H103ZM115 189V188H114ZM135 189H133L134 191V193H136V190ZM156 189V188H155ZM163 189V188H162ZM162 189H160L161 191H162ZM172 190H173V188H171ZM236 189V188H235ZM243 189V188H242ZM241 189V190H242ZM258 189V188H257ZM55 190V189H54ZM71 190V189H70ZM74 190V189H73ZM95 190H97V189H95ZM159 190V191H160ZM168 190V189H167ZM166 190V191H167ZM232 190V189H231ZM260 190V189H259ZM90 191H92V190H90ZM98 191V190H97ZM120 191H122L121 189H120ZM155 191V190H154ZM157 191V190H156ZM160 191V192H161ZM174 191V190H173ZM203 191V190H202ZM221 191H222V189H221ZM225 191H227V190H225ZM248 191V190H247ZM246 191V192H247ZM61 192V191H60ZM63 192V191H62ZM67 192V191H66ZM150 192V191H149ZM162 192H164V191H162ZM161 192V193H162ZM177 192V191H176ZM175 192V193H176ZM179 192H180V190H179ZM184 192V191H183ZM182 192V194H184ZM191 192H192V190H191ZM190 192V193H191ZM197 192V191H196ZM211 192V191H210ZM218 192V191H217ZM240 192V191H239ZM243 192H245V190L243 191ZM255 192V191H254ZM76 193H77V190H76ZM194 193V192H193ZM215 193H216V191H215ZM221 193V192H220ZM240 193H242V192H240ZM252 193V192H251ZM47 194V193H46ZM60 194V193H59ZM62 195H63V193H61ZM110 194H112V193H110ZM114 194V193H113ZM115 194H117V193H115ZM150 194V193H149ZM152 194V193H151ZM154 194V193H153ZM152 194V195H153ZM187 194V193H186ZM228 194V193H227ZM226 194V195H227ZM232 194V193H231ZM243 194V193H242ZM90 195V194H89ZM103 195H104V193H103ZM107 195V194H106ZM151 195V196H152ZM161 195V194H160ZM180 195V194H179ZM178 195V196H179ZM187 195H189V194H187ZM193 195V194H192ZM197 195V194H196ZM225 195V194H224ZM58 196H60V195H58ZM82 196V195H81ZM149 196V195H148ZM184 196V198H185V195H181V197H183ZM194 196V195H193ZM216 196H218V195H216ZM216 196H214V198H215V200H216ZM238 196V195H237ZM262 196H264V195H262ZM89 197V196H88ZM105 197H107V196H105ZM127 197V196H126ZM150 197V196H149ZM157 197V196H156ZM169 197H170V195H169ZM180 197V198H181ZM189 197H191L190 195H189ZM188 197V198H189ZM201 197V196H200ZM208 197H209V195H208ZM228 197V196H227ZM246 197V196H245ZM244 197V198H245ZM43 198V197H42ZM75 198V197H74ZM100 198H102V196H100ZM99 198V199H100ZM108 198V197H107ZM112 198V197H111ZM117 198V197H116ZM151 198V197H150ZM154 199H155V196L153 197ZM152 198V199H153ZM193 198V197H192ZM195 198V197H194ZM214 198H213V200H214ZM220 198V197H219ZM218 198V199H219ZM232 199H233V197H231ZM235 198V197H234ZM257 198V197H256ZM79 199V198H78ZM110 199V198H109ZM108 199V200H109ZM126 199V198H125ZM151 199V200H152ZM153 199V200H154ZM165 199V198H164ZM203 199H205V198H203ZM231 199V200H232ZM237 199H238V197H237ZM241 199V198H240ZM262 199H264V198H262ZM84 200V199H83ZM102 200H103V198H102ZM118 200H121V198L120 199H118ZM122 200H123V198H122ZM162 200V199H161ZM181 200V199H180ZM188 200V199H187ZM200 200H201V198H200ZM200 200H198L199 202H200ZM234 200L235 199H233L232 200V202L234 203ZM239 200V199H238ZM246 200V199H245ZM106 201H107V199H106ZM110 201V200H109ZM111 201H112V199H111ZM115 201H116V203H117V199H115ZM126 201V200H125ZM164 201V200H163ZM182 201V200H181ZM184 201V200H183ZM182 201V202H183ZM189 201V200H188ZM195 201H197L196 199H195ZM218 201V200H217ZM123 202H124V200H123ZM128 202V201H127ZM187 202V201H186ZM198 202V203H199ZM238 202V201H237ZM236 202V203H237ZM107 203V202H106ZM121 203H122V201H121ZM152 203V202H151ZM179 203V202H178ZM189 203V202H188ZM201 203V202H200ZM204 203H206V202H204ZM208 203H210V202H208ZM215 203L217 204V202L215 201ZM227 203V202H226ZM225 203V204H226ZM236 203H235V205H236ZM252 203V202H251ZM110 204V203H109ZM126 204V203H125ZM181 204V203H180ZM180 204H178V205H180ZM191 204V203H190ZM203 204V203H202ZM212 204V203H211ZM210 204V205H211ZM262 204H264V203H262ZM99 205V204H98ZM121 205V204H120ZM119 205V206H120ZM124 205V204H123ZM128 205V204H127ZM176 205H177V203H176ZM183 205V204H182ZM193 205V204H192ZM196 205H197V203H196ZM232 204L230 203V206H231ZM261 205V204H260ZM85 206V207H84ZM88 206V205H87ZM104 206V205H103ZM175 206V205H174ZM201 206H203V205H201ZM201 206H199L198 205V207H201ZM205 206V205H204ZM237 206V205H236ZM239 206V205H238ZM262 206H264V205H262ZM110 207V206H109ZM192 207H194V206H192ZM197 207V208H198ZM209 207V206H208ZM211 207V206H210ZM223 207H225V206H223V204H222V208L220 207V210L221 209H224L225 210V208H223ZM226 207H227V205H226ZM232 207H233V205H232ZM173 208V207H172ZM178 208H180V207H178ZM178 208H173L174 210H178ZM203 208V207H202ZM215 208V207H214ZM228 208V207H227ZM226 208V209H227ZM239 208V207H238ZM245 208V207H244ZM215 209H217V208H215ZM260 209V208H259ZM166 210V209H165ZM164 210V211H165ZM190 210V209H189ZM194 210V209H193ZM234 210V209H233ZM238 210V209H237ZM89 211L91 212L92 210L91 209H89ZM184 211V210H183ZM186 211V210H185ZM212 211H214L213 209H212ZM225 211H227V210H225ZM232 211V210H231ZM241 211H243V209L241 210ZM248 211H250V210H248ZM252 211V210H251ZM262 211H264V210H262ZM107 212V211H106ZM182 212V211H181ZM191 212V211H190ZM175 213H177V212H175ZM183 213V212H182ZM224 213V212H223ZM228 213V212H227ZM105 214V213H104ZM174 214V213H173ZM186 214H188L187 212H186ZM216 214V213H215ZM236 214V213H235ZM244 214L245 213H243V216H244ZM94 215V214H93ZM184 215V214H183ZM189 215V214H188ZM190 215H191V213H190ZM227 215V214H226ZM225 215V216H226ZM97 216V215H96ZM102 216V215H101ZM105 216V215H104ZM186 216V215H185ZM198 216V215H197ZM236 216V215H235ZM242 216V215H241ZM247 216V215H246ZM108 217V216H107ZM129 217V216H128ZM127 217V218H128ZM188 217V216H187ZM227 217V216H226ZM234 217V216H233ZM240 217V216H239ZM241 218V217H240ZM109 219V218H108ZM225 219V218H224ZM242 219V218H241ZM262 219H264V217H262ZM14 220V219H13ZM17 220V219H16ZM53 220H54V222H53ZM126 220V219H125ZM142 220V219H141ZM26 221V220H25ZM108 221H110V220H108ZM107 221V223L109 224V222ZM235 221V220H234ZM239 221V220H238ZM262 221H264V220H262ZM121 222V221H120ZM259 222V221H258ZM24 223H26V222H24ZM106 223V222H105ZM115 223V222H114ZM233 223V222H232ZM259 223H261V222H259ZM42 225V224H41ZM112 225V224H111ZM13 226H15V225H13ZM12 226V227H13ZM106 225H104V227H105ZM115 226V225H114ZM114 226H112V227H114ZM118 226H120V225H118ZM240 226V225H239ZM11 227V228H12ZM33 227V226H32ZM111 227V226H110ZM102 227H100L99 228V230L101 229ZM14 229V228H13ZM92 229V228H91ZM106 229V228H105ZM119 229H120V227H119ZM124 229H126L125 227H124ZM79 230H80V233H79ZM99 230H98V232H99ZM115 230V229H114ZM127 230V229H126ZM129 230V229H128ZM95 231V230H94ZM105 231H108L107 229L105 230ZM104 231V232H105ZM116 231H118L117 229H116ZM120 231V230H119ZM121 231H122V229H121ZM132 231V230H131ZM135 231V230H134ZM9 232V231H8ZM11 232V231H10ZM87 232V233H86ZM97 232V233H98ZM104 232H103V236H104ZM130 232V231H129ZM138 232V231H137ZM228 232V231H227ZM12 233V232H11ZM10 233V234H11ZM32 233V232H31ZM80 235H79V234ZM108 233V232H107ZM136 233V232H135ZM230 233V232H229ZM14 234V233H13ZM28 234H30V233H28ZM33 234V233H32ZM101 234H102V229H101ZM110 234V233H109ZM131 234V233H130ZM16 235V234H15ZM14 235V236H15ZM93 235H94V233H93ZM92 235V236H93ZM120 235V234H119ZM137 235V234H136ZM39 236V235H38ZM228 236V235H227ZM4 237V236H3ZM106 237H107V235H106ZM106 237H105V239H106ZM145 237V236H144ZM151 237V236H150ZM2 238V237H1ZM0 238V239H1ZM6 238V237H5ZM35 238V237H34ZM46 239V236H44V237H42L41 238V240L39 241V238H35L36 240H38L37 242L38 243H35L36 245V251H40V249H43L42 248V244L45 242V241H42V239ZM120 238H122V237H120ZM4 239V238H3ZM7 240H8V238H6ZM5 239V240H6ZM29 239V238H28ZM129 239H130V237H129ZM143 239V238H142ZM149 239V238H148ZM161 239V238H160ZM159 239V240H160ZM112 240V239H111ZM114 240H116V235H115V239ZM118 240V239H117ZM151 240V239H150ZM178 240V239H177ZM10 241V240H9ZM127 241V240H126ZM2 242V241H1ZM5 242V241H4ZM3 242V243H4ZM7 242V241H6ZM93 242V241H92ZM111 242V241H110ZM147 242V241H146ZM159 242V241H158ZM157 242V243H158ZM8 243V242H7ZM29 243V242H28ZM117 243V242H116ZM125 243V242H124ZM142 243V242H141ZM148 243V242H147ZM147 243H144V244H147ZM150 243H152V242H150ZM154 243V242H153ZM165 243V242H164ZM9 244V243H8ZM11 244V243H10ZM9 244V245H10ZM92 244V243H91ZM90 244V245H91ZM111 244V243H110ZM113 244V243H112ZM126 244V243H125ZM134 244V243H133ZM143 244V243H142ZM160 244H161V242H160ZM209 244V243H208ZM25 245V244H24ZM119 245H120V243H119ZM152 245V244H151ZM156 245V242H155V244H154V246ZM159 245V244H158ZM27 246V245H26ZM92 246V245H91ZM101 246V245H100ZM110 246V245H109ZM124 246V245H123ZM153 246V245H152ZM160 246V245H159ZM163 246V245H162ZM10 247V246H9ZM25 247V246H24ZM73 247H74V245H73ZM106 247H107V245H106ZM116 247H117V245H116ZM116 247H115V249H116ZM148 247V246H147ZM151 247V246H150ZM161 247V246H160ZM26 248V247H25ZM24 248V249H25ZM109 248V247H108ZM124 248V247H123ZM133 248H135V247H133ZM132 248V249H133ZM146 248V247H145ZM166 248V247H165ZM190 248V247H189ZM70 249H71V247H70ZM125 249L126 250H129V249H127L126 247H125ZM131 249V250H132ZM150 249V248H149ZM149 249H146V250H149ZM152 249V248H151ZM154 249V248H153ZM153 249L151 250L152 252H153ZM166 249H168V248H166ZM165 249V250H166ZM9 250V249H8ZM7 250V251H8ZM22 250V249H21ZM31 250V249H30ZM56 250V249H55ZM117 250V249H116ZM126 250H124V251H126ZM139 250V249H138ZM143 250H145V249H143ZM164 250V251H165ZM175 250H177V249H175ZM191 250V249H190ZM196 250V249H195ZM195 250H193V251H195ZM201 250V249H200ZM205 250H207V249H205ZM42 251V250H41ZM54 251V249H49V250H47V252H48V256H47V253H43V255H46L47 256V261H42V262H40L39 260L37 261L36 259H35V257H33V260L32 261H30L31 263H33V264H76L75 263V261L74 262H70V260H71V258L70 259H67V258H69V254H67V253H69V252H67V250H65V249H62V248H60V249H58V250H56V252H55V254L54 253H50V252H53ZM68 251H71V250H68ZM103 251V250H102ZM157 251V250H156ZM178 251V250H177ZM198 251V250H197ZM196 251V252H197ZM202 251V250H201ZM71 252H73V251H71ZM111 251H110V248H109V250H105L102 254H101V256H102V259H101V261H103V263L105 262V261H107V260H109L110 258H109V256H111L112 254L110 253ZM143 252V251H142ZM141 252V253H142ZM151 252V253H152ZM198 252H200V251H198ZM27 253V252H26ZM119 253V259H121V258H123L122 257V255L124 254L123 253V250H122V247H121V255H120V252H118ZM138 253H139V251H138ZM144 253V252H143ZM150 253V252H149ZM206 253V252H205ZM20 254V253H19ZM72 254V253H71ZM107 254H111V255H107ZM116 254V253H115ZM135 254V253H134ZM145 254V253H144ZM179 254V253H178ZM182 254V253H181ZM184 254V253H183ZM196 253H194V255H195ZM198 254V253H197ZM204 254V253H203ZM218 254V253H217ZM216 254V255H217ZM9 255V254H8ZM24 255V254H23ZM36 255V254H35ZM95 256L97 255V254H94ZM118 255V254H117ZM132 255H133V253H132ZM146 255H148L147 253H146ZM167 255V254H166ZM200 255V254H199ZM205 256H206V254H204ZM203 255V256H204ZM212 255V254H211ZM98 256V255H97ZM113 256V255H112ZM192 256H193V253H192ZM220 257L222 256V254L221 255H219ZM218 256V257H219ZM224 256V255H223ZM21 257V256H20ZM145 257V256H144ZM148 257V256H147ZM212 257V256H211ZM217 257V258H218ZM219 257V258H220ZM228 257V256H227ZM11 258V257H10ZM66 258V259H65ZM80 258V257H79ZM116 258V257H115ZM114 258V259H115ZM117 258H118V256H117ZM146 258V257H145ZM184 258V257H183ZM195 258V257H194ZM207 259H208V257H206ZM215 258V257H214ZM216 258V259H217ZM234 257H232V258H230V259H233ZM236 258V257H235ZM261 258H264V257H261ZM141 259V258H140ZM150 259H151V257H150ZM191 259V258H190ZM211 259V258H210ZM215 259V260H216ZM225 259V258H224ZM117 260V259H116ZM184 260H185V258H184ZM195 260V259H194ZM28 261V260H27ZM122 261H123V259H122ZM131 261H132V259H131ZM144 261V260H143ZM148 261V260H147ZM186 261H187V259H186ZM193 261V260H192ZM196 261V260H195ZM217 261H218V259H217ZM261 261H262V259H261ZM14 262V261H13ZM111 262V261H110ZM194 262V261H193ZM202 262V261H201ZM215 262V261H214ZM246 262V261H245ZM19 263V262H18ZM102 263V264H103ZM143 263V262H142ZM182 263V262H181ZM203 263V262H202ZM234 263V262H233ZM242 263V262H241ZM240 263V264H241ZM260 263V262H259ZM258 263V264H259ZM9 264V263H8ZM110 264V263H109ZM129 264V263H128ZM147 264V263H146ZM152 264V263H151ZM165 264H167V263H165ZM185 264V263H184ZM207 264H208V262H207ZM236 264V263H235ZM243 264V263H242ZM247 264V263H246Z\"/></svg>", "mask_w": 264, "mask_h": 264}]
</instances>
